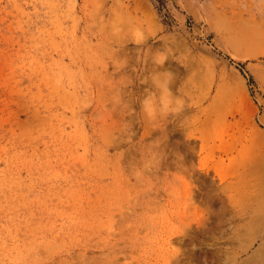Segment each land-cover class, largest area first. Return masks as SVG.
I'll return each mask as SVG.
<instances>
[{
    "label": "rangeland",
    "instance_id": "1",
    "mask_svg": "<svg viewBox=\"0 0 264 264\" xmlns=\"http://www.w3.org/2000/svg\"><path fill=\"white\" fill-rule=\"evenodd\" d=\"M0 264H264V0H0Z\"/></svg>",
    "mask_w": 264,
    "mask_h": 264
},
{
    "label": "clouds",
    "instance_id": "2",
    "mask_svg": "<svg viewBox=\"0 0 264 264\" xmlns=\"http://www.w3.org/2000/svg\"><path fill=\"white\" fill-rule=\"evenodd\" d=\"M147 38L148 36L139 27L132 30L133 43L140 44ZM166 59L167 55L164 52H157V64L162 65ZM172 75L171 72L167 71L155 74L152 77L153 86L145 89V95L139 101L140 111L150 122H154L158 118H168L170 115L179 114L187 103L184 95L174 94L170 88Z\"/></svg>",
    "mask_w": 264,
    "mask_h": 264
},
{
    "label": "trees",
    "instance_id": "3",
    "mask_svg": "<svg viewBox=\"0 0 264 264\" xmlns=\"http://www.w3.org/2000/svg\"><path fill=\"white\" fill-rule=\"evenodd\" d=\"M154 1V0H153ZM160 9V8H159Z\"/></svg>",
    "mask_w": 264,
    "mask_h": 264
}]
</instances>
